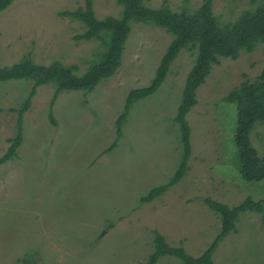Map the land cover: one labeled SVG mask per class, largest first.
<instances>
[{
    "label": "rangeland",
    "instance_id": "rangeland-1",
    "mask_svg": "<svg viewBox=\"0 0 264 264\" xmlns=\"http://www.w3.org/2000/svg\"><path fill=\"white\" fill-rule=\"evenodd\" d=\"M204 0H144L150 8L194 10ZM262 0H211L220 24ZM87 0H15L0 13V67L23 57L60 62L82 75L103 52L99 39H78L85 25L64 11L85 9ZM96 18L118 17V0H91ZM172 40L165 29L130 23L121 63L94 89L63 91L37 87L22 118L16 156L0 165V264H141L152 251L154 231L173 246L198 256L221 228L207 199L237 205L264 199V179L245 181L234 142L236 105L225 97L264 66V44L237 59L222 58L196 91L186 115L190 155L183 177L163 194L142 202L166 184L182 152L174 121L195 51L182 49L152 95L131 107L122 137L115 120L129 90L146 86ZM33 82L0 83V156L17 134L18 109ZM52 113L55 125L50 122ZM264 157V124L250 134ZM212 264H264V226L256 212L243 213L212 256ZM156 264H181L165 256Z\"/></svg>",
    "mask_w": 264,
    "mask_h": 264
},
{
    "label": "trees",
    "instance_id": "trees-1",
    "mask_svg": "<svg viewBox=\"0 0 264 264\" xmlns=\"http://www.w3.org/2000/svg\"><path fill=\"white\" fill-rule=\"evenodd\" d=\"M14 1L0 0V13ZM118 4L122 7L118 17L96 18L91 7V0H87L85 9L62 12L63 15L77 19L85 25L84 31L77 35L78 39H99L105 49L101 52L99 60L90 65L82 75L75 73L74 66H66L60 62H53L49 65L36 64L27 56L11 66L0 67V83L17 80L33 82L31 90L17 111V134L10 140L11 145L7 151L0 156V165L17 155V149L23 139V114L29 108L37 87L53 84L55 86L53 101L63 91H91L100 81L112 76L120 66L124 44L130 31V23L150 24L165 29L172 35V40L150 83L128 91L123 109L115 120L116 138L104 150L105 153L116 148L122 137V126L133 104L159 89L180 50H194L195 59L187 73L174 118L182 143L180 161L173 176L166 184L152 188L141 198L142 202H148L177 183L187 169L191 150L190 128L186 115L197 103L196 91L205 82L212 67L222 58L234 60L239 57L241 51L252 52L258 44H264V0L255 8L241 12L233 22L225 24H220L212 13L211 0H204L194 10L184 8L179 12L172 11L167 5L150 8L144 4V0H118ZM225 99L236 105L234 142L238 152L241 177L248 182L260 181L264 179V157H260L252 147L250 134L256 125L264 124V66L252 81H243L238 88L229 92ZM49 119L55 125L56 121L51 112ZM206 202L219 216L221 228L200 255L195 257L188 254L182 245H170L162 234L154 231L152 251L146 262L141 264H156L165 256L177 258L181 264H212V256L220 242L228 234L236 231V223L243 213L247 211L258 213L264 226V199L253 200L247 197L233 206L209 199Z\"/></svg>",
    "mask_w": 264,
    "mask_h": 264
}]
</instances>
